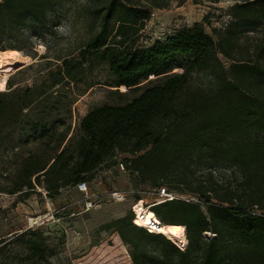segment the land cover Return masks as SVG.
I'll use <instances>...</instances> for the list:
<instances>
[{"label":"trees","instance_id":"1","mask_svg":"<svg viewBox=\"0 0 264 264\" xmlns=\"http://www.w3.org/2000/svg\"><path fill=\"white\" fill-rule=\"evenodd\" d=\"M87 1L96 29L76 55L57 57L62 63L49 76L73 81L95 61L106 64L117 87L126 90L142 78L163 76L178 60L184 64L124 106L92 109L80 123L77 142L57 147L50 162L38 155L25 158L16 177L19 191L43 182L51 196L57 195L94 181L100 169L116 166L124 155L125 170L150 182L157 194L165 189L193 196L157 200L147 210L168 229H181L185 248L134 225L133 213L111 222L132 248V264H264V0H234L230 22L212 35L195 24L139 50L151 8L166 9L173 0ZM66 3L0 0V52L51 49L54 15ZM8 87L11 91L0 92V135L40 98L36 90L13 89L11 80ZM129 228L153 242L155 250L130 240ZM29 252L30 264H51L43 245L33 243Z\"/></svg>","mask_w":264,"mask_h":264},{"label":"rangeland","instance_id":"2","mask_svg":"<svg viewBox=\"0 0 264 264\" xmlns=\"http://www.w3.org/2000/svg\"><path fill=\"white\" fill-rule=\"evenodd\" d=\"M143 1L148 4L153 0ZM179 2L173 0L162 10L151 8V19L142 31L137 50L150 48L157 41L195 24H200L209 35L213 29L223 30L231 20L229 12L236 3L234 0L218 3L186 0L179 5ZM91 4L87 0H67L63 11L54 15L57 27L52 48L47 50L40 45L33 52L23 49L22 55H29L33 62L7 80L5 92L11 91L8 87L11 80L13 89H33L40 98L0 135V264H30L26 258L33 243L44 246L51 264H132V248L122 242L111 222L131 217L132 206L138 198V204L145 208L163 200L150 182H141L137 175L121 169L124 155L118 156L116 166L96 173V179L87 183L86 196L76 187L51 196L43 182L34 184L29 191L17 188L16 177L25 158L38 155L50 162L59 150L77 142L81 135L80 123L92 109L104 105L124 106L144 89L163 84L178 72L179 64H184V60H178L163 76L142 78L135 87L126 90L117 87L106 64L95 61H88L85 71L73 81L49 76L62 63L55 60L57 57L63 58L71 52L76 55L91 38L97 27L88 13ZM222 62L226 68L229 66L227 60ZM204 76L200 77L203 83ZM43 130L47 132L44 138L40 136ZM113 192L124 193L125 200L113 201ZM172 196L187 200L193 197ZM125 230L130 240L139 242L141 249L155 250L156 245L142 234L130 228Z\"/></svg>","mask_w":264,"mask_h":264},{"label":"bare ground","instance_id":"3","mask_svg":"<svg viewBox=\"0 0 264 264\" xmlns=\"http://www.w3.org/2000/svg\"><path fill=\"white\" fill-rule=\"evenodd\" d=\"M31 61L32 60L30 59V57L25 56L24 54L22 55V53L19 51L8 50L0 52V92L7 91L6 84L8 78L13 75L16 71H19L21 68H24ZM173 198L174 196H172V199ZM142 207V204H138L137 211L141 212V214H144L143 219L136 220V222L140 224L141 227H151V224H154L153 229L156 232L164 234L168 238L178 241V243L184 248L187 246L188 241L185 236H182L180 233L176 234L174 231L176 229H168L157 218L148 214L147 209L145 207L144 208L146 210H143L144 208Z\"/></svg>","mask_w":264,"mask_h":264},{"label":"built area","instance_id":"4","mask_svg":"<svg viewBox=\"0 0 264 264\" xmlns=\"http://www.w3.org/2000/svg\"><path fill=\"white\" fill-rule=\"evenodd\" d=\"M120 167H121L122 170H124V166L122 164H120ZM76 188H77L78 192L81 193L84 196L88 195V193H89L88 192V188H87V183H80ZM158 195L162 196L164 200H172V194L166 193L165 189H161L160 193ZM125 197H126L125 194L122 193V192H113L111 194V199L113 201L122 202V201L125 200ZM138 203L139 202H137V203L135 202V204L132 206V213H133V216H134L133 224L138 226V227H141L140 224H138L136 222V220H142L144 214H141V212L137 211ZM146 209H151V206L147 207ZM257 214H258V212H253L252 213V215H257ZM153 226H154V224H151V227L143 226L141 228L145 229L149 233L159 234L158 232H156L153 229Z\"/></svg>","mask_w":264,"mask_h":264},{"label":"snow or ice","instance_id":"5","mask_svg":"<svg viewBox=\"0 0 264 264\" xmlns=\"http://www.w3.org/2000/svg\"><path fill=\"white\" fill-rule=\"evenodd\" d=\"M176 234H179L182 230L181 229H176L174 230Z\"/></svg>","mask_w":264,"mask_h":264},{"label":"water","instance_id":"6","mask_svg":"<svg viewBox=\"0 0 264 264\" xmlns=\"http://www.w3.org/2000/svg\"><path fill=\"white\" fill-rule=\"evenodd\" d=\"M193 200V199H192Z\"/></svg>","mask_w":264,"mask_h":264}]
</instances>
